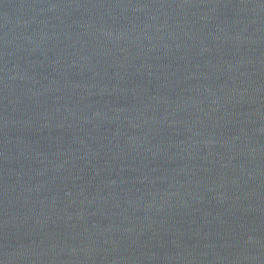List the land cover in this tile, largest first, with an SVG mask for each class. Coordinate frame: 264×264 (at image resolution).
<instances>
[{"label": "water", "instance_id": "95a60500", "mask_svg": "<svg viewBox=\"0 0 264 264\" xmlns=\"http://www.w3.org/2000/svg\"><path fill=\"white\" fill-rule=\"evenodd\" d=\"M0 264H264V0H0Z\"/></svg>", "mask_w": 264, "mask_h": 264}]
</instances>
